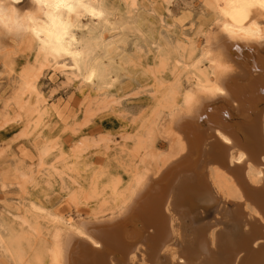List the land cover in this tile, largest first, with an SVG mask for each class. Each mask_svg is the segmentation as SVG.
Masks as SVG:
<instances>
[{
  "label": "bare ground",
  "instance_id": "6f19581e",
  "mask_svg": "<svg viewBox=\"0 0 264 264\" xmlns=\"http://www.w3.org/2000/svg\"><path fill=\"white\" fill-rule=\"evenodd\" d=\"M24 2L0 0V35L30 37L40 68L59 64L68 80L94 89L100 104L117 101V52L129 38L141 39L139 30L114 22L105 0H31L28 11ZM138 2L127 6L134 11ZM213 2L223 24L202 31L195 60L184 42L148 48L152 74L187 72L194 86L184 90L176 77L170 87L162 128L170 147L153 154L156 169L136 172L123 193L114 186L116 204L106 216L71 221L32 206L49 226V264H264V25L247 18L252 11L264 17V7L259 0ZM31 79L21 81L19 95L33 91L28 110L38 128L48 106ZM0 250L16 264L1 233Z\"/></svg>",
  "mask_w": 264,
  "mask_h": 264
},
{
  "label": "rangeland",
  "instance_id": "374dc122",
  "mask_svg": "<svg viewBox=\"0 0 264 264\" xmlns=\"http://www.w3.org/2000/svg\"><path fill=\"white\" fill-rule=\"evenodd\" d=\"M105 2L114 22L139 30L136 34L142 37L137 42L135 36L129 38L117 52L119 101L109 105L99 103L94 89L68 80L59 64L40 68L37 44L30 37L0 35V233L16 264H49V226L33 205L40 211H60L71 221L106 216L116 204L114 186L123 193L136 172L156 169L153 154L169 152L170 147L162 129L170 120L165 101L170 87L176 77L184 90L194 86L187 72L174 75L168 69L164 76L152 74L155 64L148 48L173 43L172 49L184 42L187 59L191 55L195 60L198 48L205 45L202 31L214 33L223 24L213 0H139L134 11L127 0ZM32 5L25 0L20 7L28 11ZM247 18L264 25L257 12H249ZM119 33L120 29L108 32V40ZM136 44H142L141 50ZM29 75L35 76L32 82L47 99L48 110L38 128L31 116L34 109L28 110L35 105L33 91L19 95L20 83L29 82ZM63 174L72 179H63ZM1 254L0 250V264H14Z\"/></svg>",
  "mask_w": 264,
  "mask_h": 264
},
{
  "label": "snow or ice",
  "instance_id": "6c2138e0",
  "mask_svg": "<svg viewBox=\"0 0 264 264\" xmlns=\"http://www.w3.org/2000/svg\"><path fill=\"white\" fill-rule=\"evenodd\" d=\"M260 6L264 7V0H259Z\"/></svg>",
  "mask_w": 264,
  "mask_h": 264
}]
</instances>
